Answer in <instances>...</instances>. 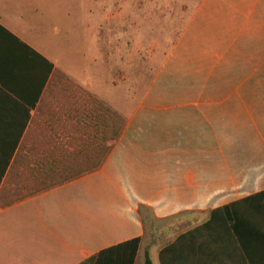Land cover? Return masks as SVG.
Instances as JSON below:
<instances>
[{
	"label": "crops",
	"instance_id": "1",
	"mask_svg": "<svg viewBox=\"0 0 264 264\" xmlns=\"http://www.w3.org/2000/svg\"><path fill=\"white\" fill-rule=\"evenodd\" d=\"M78 1L0 0V155L17 146L2 185L58 147L111 146L99 170L0 207V264H130L99 254L136 238L133 264H264V0H200L129 115L88 74L110 0L83 27ZM106 108L125 120L114 141Z\"/></svg>",
	"mask_w": 264,
	"mask_h": 264
},
{
	"label": "rangeland",
	"instance_id": "2",
	"mask_svg": "<svg viewBox=\"0 0 264 264\" xmlns=\"http://www.w3.org/2000/svg\"><path fill=\"white\" fill-rule=\"evenodd\" d=\"M108 0H106L107 4ZM200 0H110L113 14L110 25L104 23L101 45L96 42L93 56L97 58L90 80L106 95L115 110L129 115L134 110L152 81L167 50L193 14ZM99 0L93 7L92 0H79L70 4L75 21L84 25L94 14L103 17ZM65 6V16L66 8ZM67 8L70 10V8ZM71 12V11H70ZM118 18V19H115ZM98 25V20L96 21ZM82 33L80 29L79 34ZM78 34V35H79ZM64 41L74 47L76 54L86 53L92 40L69 38ZM93 61V60H92ZM87 64V63H86ZM24 188L18 197L30 193Z\"/></svg>",
	"mask_w": 264,
	"mask_h": 264
},
{
	"label": "trees",
	"instance_id": "3",
	"mask_svg": "<svg viewBox=\"0 0 264 264\" xmlns=\"http://www.w3.org/2000/svg\"><path fill=\"white\" fill-rule=\"evenodd\" d=\"M106 112L107 114L109 112L111 116L110 129H108V123L106 124V138L108 139L110 136L114 141L121 135L125 126V120L114 110L106 108ZM108 133H110L109 136ZM16 147L17 146H12L10 151L6 153V150H4L0 155V207L12 205L25 197L64 185L99 170L111 151V146H89L84 151L71 150L69 148L70 146L58 147L57 151L53 150L46 152V158L48 159L46 165L37 159L34 161L39 167L30 169V173L33 175V177H30L32 181L16 184L15 187L10 186L9 182H5L2 185V179L5 177ZM15 168L16 166H13L12 170ZM24 188L33 190H29L30 193L26 196L18 197L17 192ZM140 242L141 238H136L130 242L106 250L100 253L99 256L118 252L127 255L129 253H127L126 250H131L130 264H133ZM146 264H152L148 253L146 254Z\"/></svg>",
	"mask_w": 264,
	"mask_h": 264
}]
</instances>
